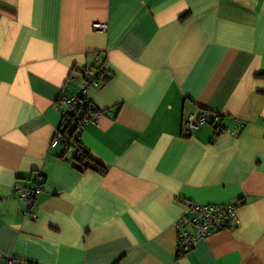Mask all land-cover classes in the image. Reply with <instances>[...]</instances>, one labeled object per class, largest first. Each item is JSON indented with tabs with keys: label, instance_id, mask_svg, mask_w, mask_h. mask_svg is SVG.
<instances>
[{
	"label": "crops",
	"instance_id": "crops-1",
	"mask_svg": "<svg viewBox=\"0 0 264 264\" xmlns=\"http://www.w3.org/2000/svg\"><path fill=\"white\" fill-rule=\"evenodd\" d=\"M100 58L108 78L86 91L98 120L79 144L104 173L50 146L59 96ZM206 110L220 117L186 136ZM37 174L31 217L17 190ZM188 202L236 204L234 227L179 253ZM1 256L264 264V0H0Z\"/></svg>",
	"mask_w": 264,
	"mask_h": 264
},
{
	"label": "built area",
	"instance_id": "built-area-1",
	"mask_svg": "<svg viewBox=\"0 0 264 264\" xmlns=\"http://www.w3.org/2000/svg\"><path fill=\"white\" fill-rule=\"evenodd\" d=\"M107 25L103 22L93 23L95 30H105ZM97 59V57H96ZM98 75V79H96ZM102 76V71L95 67L85 68L83 72H80L79 78L82 79L81 88L76 90L72 94H63L59 96V102L63 105L61 121H66V118H72L76 113V108H79L80 112L86 113L80 119L72 120V123L78 125L77 131L89 121L97 123L98 113L91 111L89 108L85 109L89 99L86 91L89 87L99 88L102 86L99 77ZM74 75H68L64 87L71 88V81L76 80ZM216 119L217 114L210 111H201L198 113H190L183 121L184 134L191 135L194 130H197L201 124L209 123L213 121L210 117ZM79 138V135L77 136ZM63 139L61 131L55 129L53 136L50 140V146H56ZM41 191L40 175L34 178V185L30 188L19 189L17 193L19 198L27 202L28 207L25 211L31 217H35L33 211L35 204V197ZM235 207L236 204L232 202H205L196 203L188 202L186 211L182 216L177 218L174 222V228L177 230V251L179 253H185L189 251L195 243L206 238L212 233L222 230H229L234 227L235 223ZM0 264H29L28 262L20 259L10 258L8 256L0 257Z\"/></svg>",
	"mask_w": 264,
	"mask_h": 264
},
{
	"label": "trees",
	"instance_id": "trees-1",
	"mask_svg": "<svg viewBox=\"0 0 264 264\" xmlns=\"http://www.w3.org/2000/svg\"><path fill=\"white\" fill-rule=\"evenodd\" d=\"M96 65V64H95ZM95 65H90V66H85L84 68H82L81 72H83V70L85 68H92L95 67L98 70L100 69L102 71V76L99 77L101 81L102 85L103 83L107 80L108 78V73L106 71L105 68V61L104 58H100L99 59V63L97 66ZM96 79H98V75L96 77ZM89 108L91 111L98 113L97 110L93 107V105L88 102L85 109ZM86 113L84 112H80L79 108H76V113H74L73 117L71 118L72 120H77L80 119V117H82L83 115H85ZM218 117H220L218 115ZM70 118H66V121H61L59 126L57 127L59 131L62 132L63 134V139L60 141L63 144H66L65 146H69L72 147L74 150V158L76 161L80 162L84 168H92L95 171H99L101 173L105 172V169L102 168L103 166H100L99 164H94V165H90L89 162L86 160L88 159V154L86 153L85 149L79 144V138H77V136L79 135L80 131H77L78 125L76 123H72ZM212 124V123H211ZM215 133H218L217 130H215ZM187 135V134H185ZM41 178H40V183H41Z\"/></svg>",
	"mask_w": 264,
	"mask_h": 264
},
{
	"label": "rangeland",
	"instance_id": "rangeland-1",
	"mask_svg": "<svg viewBox=\"0 0 264 264\" xmlns=\"http://www.w3.org/2000/svg\"><path fill=\"white\" fill-rule=\"evenodd\" d=\"M97 65H98V64H96L95 66H97ZM80 88H81V86L78 87V89H80ZM78 89H77V90H78Z\"/></svg>",
	"mask_w": 264,
	"mask_h": 264
}]
</instances>
